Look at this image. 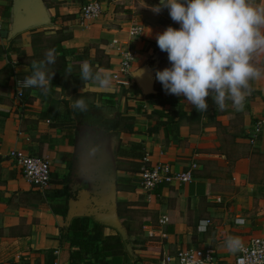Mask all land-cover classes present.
<instances>
[{
	"label": "crops",
	"instance_id": "crops-1",
	"mask_svg": "<svg viewBox=\"0 0 264 264\" xmlns=\"http://www.w3.org/2000/svg\"><path fill=\"white\" fill-rule=\"evenodd\" d=\"M89 1L42 0L51 23L17 34L22 43L20 52L10 54L2 48H8L11 43L8 32L14 25L15 0H0V83L7 81L9 88L0 98V108L10 111L7 117L0 115V264H70V243L62 237L63 227L70 221V200H78L80 192L88 189L93 206L97 205L94 197L99 196L104 203L101 188L95 191L87 184V171L95 174L94 178H111L113 174L116 188L111 205L122 222L119 201L130 204L124 206V217L131 226L140 219L142 231L137 236L144 243L132 245L131 251L128 250L130 264H164L163 257L167 254L206 247L213 250L216 264H234L237 252L226 247L228 237H238L242 243H248L255 236L264 237V129L254 143L250 140L257 118L264 115V79L252 82L253 90L242 111L234 110L231 101L225 110L218 111L209 96L207 112L200 113L184 97L165 92L156 79L158 69L171 66L167 52L157 46L156 35L168 26L180 27L171 19L167 8L158 14L153 12L152 6L160 0H100L102 16L84 25L80 11ZM133 25H144L148 27L144 30L151 33L131 35ZM64 27L71 37L63 41V46L88 50L93 65L86 63L94 71L110 74L111 84L102 87L89 82L77 90L74 86L55 88L57 94L63 89L66 92L61 98L74 96L71 100L90 91L95 101L88 104L85 112L72 110L71 121L56 124L54 115L60 111L59 102L52 95L33 89V103L24 109L22 99L16 96L17 77L10 76L3 68L11 63L10 57L15 70L27 68L18 63L19 56L31 55L37 50L40 43L33 37L36 31H42L43 37L57 38L56 32ZM114 39L120 43L114 44ZM97 48L110 56L109 68L98 67ZM128 48L135 53V59L130 75L124 77L128 81L125 84L115 79L114 73ZM147 66L154 71L152 94H145L134 77L136 71ZM161 86L163 95L179 97L186 112L178 125L168 131L161 124L166 117L153 112L163 107L174 108L154 102ZM50 102L58 105L53 108L54 114L45 116L48 114L45 105ZM87 113L103 120L116 119L117 127L109 128L102 123L90 125L85 121ZM32 117L37 119L34 124ZM79 126L85 131L80 141L75 135ZM94 128L101 132L92 138L90 129ZM105 130L114 131L109 145L102 135ZM99 141H104L103 148L98 147ZM131 142L142 143L146 160L152 163L164 161L184 170L196 162L194 179L161 185L153 193H147L140 187L136 173L133 175L135 189H119L117 178L130 175L124 166H130L131 161L118 156L117 149L120 144ZM14 148L50 156L52 174L46 188L36 187L27 180L8 155ZM98 183L100 186L101 179ZM61 188L66 190L63 196L57 194ZM54 207H67V214L55 212ZM137 211H141L140 216L133 215ZM163 215L167 216L168 223L160 224ZM152 228L156 231L155 237L148 236Z\"/></svg>",
	"mask_w": 264,
	"mask_h": 264
},
{
	"label": "clouds",
	"instance_id": "clouds-1",
	"mask_svg": "<svg viewBox=\"0 0 264 264\" xmlns=\"http://www.w3.org/2000/svg\"><path fill=\"white\" fill-rule=\"evenodd\" d=\"M169 10L171 19L179 28L168 26L156 35L157 46L167 52L170 67L156 71V79L165 92L184 97L200 112L208 110L211 96L218 111L231 101L236 111H242L252 92V82L264 79V3L257 0H160L152 6L155 13ZM137 26L136 37L150 34ZM57 59L56 50L48 49L43 59L32 60V71L23 82L24 88L39 89L47 95L54 72L49 66ZM143 69L137 73L143 74ZM72 74V65L67 67ZM135 74V75H136ZM80 78L102 87L111 84L110 74L93 70L88 63L80 65ZM18 84L20 82L18 81ZM71 108L88 110L83 96ZM226 247L233 253L243 250L238 237H228Z\"/></svg>",
	"mask_w": 264,
	"mask_h": 264
},
{
	"label": "trees",
	"instance_id": "trees-1",
	"mask_svg": "<svg viewBox=\"0 0 264 264\" xmlns=\"http://www.w3.org/2000/svg\"><path fill=\"white\" fill-rule=\"evenodd\" d=\"M58 16V14H57ZM35 31V30H34ZM35 38L40 44L37 50L31 54H24L19 56V62L28 66L23 70H15L12 66L13 60L9 55V61L11 63L9 66L3 68V71L9 72L12 77H26L30 75L32 71V60L43 59V52L48 49L54 48L56 50L57 56L60 57L62 63L55 64L58 73L64 72V74L59 75L58 78L52 79V84L61 83L64 88L73 85L75 90L86 85V83L80 78V65L84 62H92V59L88 53V50H83L81 48H66L63 46V41L71 37L67 27L61 28L56 32L57 38L54 36H46L42 38V31H36ZM21 38L17 35L11 39V43L8 48H2L4 52L10 54H17L20 52ZM26 61V62H25ZM95 61L98 63V67L109 68L110 67V56L105 52L104 49L97 48ZM93 65V63H91ZM14 65V64H13ZM54 65V64H52ZM52 65L49 67L51 68ZM72 65L73 72L68 74L67 67ZM55 67V66H54ZM92 82L88 81L87 83ZM7 81L0 83V98L6 94L8 91ZM36 88L27 89L24 97L22 99L23 108L30 107L29 105L33 103L32 100V90ZM162 86L159 88L157 98L154 99L155 103H160L162 105L173 106L171 110H166L165 107L161 109H155L153 112L161 117H166V121L162 120L161 124L165 125L166 131L173 129L178 125L180 120L186 115L184 110V104L179 102V97H173L170 95H163ZM5 93V94H4ZM153 96V95H152ZM10 111L7 109L0 108V115L2 117H7ZM54 120L56 124H64L72 120L70 111L67 109L64 114L60 111L54 115ZM85 121L90 125H95L102 123L109 128H116L117 121L114 120H103L102 117H97L87 113ZM168 135V134H167ZM31 154H37L34 150H31ZM117 155L126 157L131 161L130 166H124V169L129 172L128 176H120L117 178L119 189L133 190L137 187V184L133 181V175L138 174L141 167L148 163L146 160L147 152L145 146L139 142H131L128 145L120 144L117 149ZM65 189L61 188L57 190V194L63 196ZM130 205L126 201H119V214L123 217L122 220L125 222L128 234L130 236H135L133 242V247L136 244H143L139 236V232H133L132 226L126 221L124 217V206ZM54 211L63 215L67 214L68 208H55ZM126 215V214H125ZM168 223V222H167ZM165 227V226H164ZM166 230V227L164 228ZM62 237L70 243V264H130V253L127 249V245L130 243V239L123 240L119 232L110 233L109 226L106 224L95 220L92 216H76L73 217L69 224L63 227ZM136 264V263H133Z\"/></svg>",
	"mask_w": 264,
	"mask_h": 264
},
{
	"label": "built area",
	"instance_id": "built-area-1",
	"mask_svg": "<svg viewBox=\"0 0 264 264\" xmlns=\"http://www.w3.org/2000/svg\"><path fill=\"white\" fill-rule=\"evenodd\" d=\"M103 6L100 0H91L86 3L80 11L81 22L87 25L102 16ZM137 26L130 28L131 35ZM114 44H119L118 39L113 40ZM135 53L130 49H125L123 59L118 70L114 73L115 79L119 82L127 84L125 75H130ZM24 78H16V96L23 99L28 88L22 87ZM18 81L20 84H18ZM264 129V115L258 117L250 140L254 143ZM9 157L14 160L17 166L22 170L27 180L36 187L46 188L51 182L52 161L48 154L37 155L31 154L25 149L14 148L8 153ZM197 163L192 162L190 167L184 170L177 169L171 163L164 161L149 162L143 165L138 173L140 181L139 185L147 191L153 193L157 187L161 185H170L175 182L187 183L194 179V170ZM168 221L166 215H163L159 223L165 224ZM148 236L155 237L154 228L148 230ZM164 264H216V258L210 247L206 248H186L180 249L176 254H167L163 257ZM234 264H264V237L255 236L248 243H243V250L236 253Z\"/></svg>",
	"mask_w": 264,
	"mask_h": 264
},
{
	"label": "water",
	"instance_id": "water-1",
	"mask_svg": "<svg viewBox=\"0 0 264 264\" xmlns=\"http://www.w3.org/2000/svg\"><path fill=\"white\" fill-rule=\"evenodd\" d=\"M51 23V17L47 12V8L44 6L42 0H15L14 4V25L8 32V35L13 38L15 35L20 34L26 30L41 27ZM143 74L139 75L134 73V77L142 88L145 94H152L155 92V79L153 78L154 71L151 66L143 68ZM136 74V75H135ZM101 155L103 152H100ZM111 178H93L94 184H90L94 187V190L101 188L102 196L104 197V203L100 200V197H94L93 201L97 204L93 206L91 204V198L88 189H83L78 197V200L72 199L69 202V219L71 220L76 216H92L95 220L100 221L107 226L114 227L121 234L123 240H128V231L126 226L123 225L121 219L114 206L111 205L113 200V192L116 188V178L113 174ZM102 183L99 186V180ZM97 194V193H96ZM107 204V205H106ZM103 206V207H102ZM70 222V221H69ZM128 250L131 251V247L128 246Z\"/></svg>",
	"mask_w": 264,
	"mask_h": 264
},
{
	"label": "rangeland",
	"instance_id": "rangeland-1",
	"mask_svg": "<svg viewBox=\"0 0 264 264\" xmlns=\"http://www.w3.org/2000/svg\"><path fill=\"white\" fill-rule=\"evenodd\" d=\"M101 2V1H100ZM102 3V2H101ZM38 28H34V29H31V31L30 32H32V30H37ZM37 33H35L34 35H33V37H35V35H36ZM25 36L27 35V33H25L24 34ZM43 36H45V35H43ZM43 36H42V38H43ZM22 37H23V35H22ZM46 38V37H45ZM39 42V41H38ZM40 43V42H39ZM22 44V43H21ZM95 44V43H94ZM46 52V51H45ZM45 52H43V57H44V54H45ZM26 62V61H25ZM15 63V62H14ZM57 63H59V64H61L62 63V60L60 59V57L59 56H57V59H56V62L54 63V65H52V67L50 68L49 67V72L51 73V72H54L55 73V75H54V77L53 78H57V79H60V78H58V76L59 75H62V74H64V72H62V73H58L57 72V70L56 69H58V68H56V65L55 64H57ZM55 66V67H54ZM56 68V69H55ZM21 78H24V77H21ZM62 79H60V81H61ZM61 83H59V85H51V88H50V91H49V95H52L53 96V99H55L56 100V102H59V104H60V112L62 113V114H64L65 112H66V110L68 109L70 112L72 111V110H74L73 108H71L70 107V105L76 100V99H78L79 97H81V96H83V98L87 101V103L88 104H94L95 103V101L93 100V93L92 92H90V91H86V92H83V93H80V94H78L77 96H76V99L75 100H71V99H74L75 97L73 96V98H70V99H64V98H61L62 97V95H65L66 94V92H63L64 91V89H63V91L62 92H58V94L57 93H55V92H57L56 90H55V88H57V87H61ZM71 86H73V85H71ZM31 98H33V96L31 97ZM35 98H37L38 100L40 99V97H35ZM49 99V98H48ZM33 100V99H32ZM45 100V99H44ZM44 100L42 101V104H43V102H44ZM54 100V101H55ZM34 101H35V99H34ZM21 105L23 106V104H22V100H21ZM57 104V103H56ZM56 104H52L51 102L50 103H48V104H46L45 106H47L46 107V109H48V111L46 112V113H48L47 115H45V116H49V115H51V114H54V113H52V111H53V108L55 107V105ZM58 105V104H57ZM78 109H75V111H77ZM79 111V110H78ZM30 113H34V114H42V113H36L35 111H32V112H30ZM116 118V117H115ZM37 119H36V117H32V119H31V122H32V124H34L35 123V121H36ZM91 131H90V134H91V137L92 138H94V135H99L100 134V132H101V130L99 129V128H94V129H90ZM109 131H111V130H105L104 132H103V136L105 137V140L104 141H106V143H107V145H109L110 144V136L114 133V131H112V132H109ZM85 133V131H84V128L83 127H80L79 126V129H77L76 131H75V135H76V139L77 140H81L82 139V137H83V134ZM106 133H107V135H106ZM104 141H99V143L97 144L98 145V147H101V148H103L105 145H104ZM95 175V174H94ZM94 175L93 174H90L89 173V171H87L86 172V178H87V184L88 185H90L91 183L93 184V181H94ZM139 214H141V211H137V212H135L133 215L134 216H140ZM123 223V225L125 226V222H122ZM142 227H141V225H140V219H138L137 221H135L134 222V224H133V226H132V231L133 232H140V231H142V229H141ZM109 232L110 233H116V232H118V230L116 229V228H114V227H111V226H109ZM134 236H130L129 234H128V239H130V243L127 245V249H128V246L129 247H132V245H133V240H134ZM138 244H136V246H137Z\"/></svg>",
	"mask_w": 264,
	"mask_h": 264
},
{
	"label": "flooded vegetation",
	"instance_id": "flooded-vegetation-1",
	"mask_svg": "<svg viewBox=\"0 0 264 264\" xmlns=\"http://www.w3.org/2000/svg\"><path fill=\"white\" fill-rule=\"evenodd\" d=\"M86 114V113H85Z\"/></svg>",
	"mask_w": 264,
	"mask_h": 264
}]
</instances>
